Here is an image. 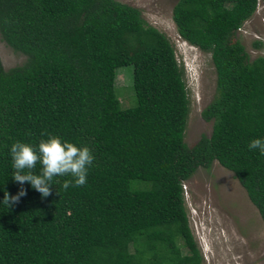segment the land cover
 Wrapping results in <instances>:
<instances>
[{"label": "trees", "instance_id": "16d2710c", "mask_svg": "<svg viewBox=\"0 0 264 264\" xmlns=\"http://www.w3.org/2000/svg\"><path fill=\"white\" fill-rule=\"evenodd\" d=\"M258 0H177L178 35L211 54L210 135L189 147L183 65L169 38L118 0H0V37L25 61L0 60V264H201L184 182L213 161L233 173L264 224V55L233 40ZM132 65L135 104L122 108L116 69ZM46 133L42 136L41 133ZM48 134L87 147V183L56 176L51 195H16L10 148ZM40 174L37 163L33 170ZM65 180L73 186L65 190ZM146 184V186H144ZM58 193V194H57Z\"/></svg>", "mask_w": 264, "mask_h": 264}, {"label": "rangeland", "instance_id": "374dc122", "mask_svg": "<svg viewBox=\"0 0 264 264\" xmlns=\"http://www.w3.org/2000/svg\"><path fill=\"white\" fill-rule=\"evenodd\" d=\"M136 7L147 24L171 41L175 57L183 65L189 111L184 141L192 147L201 135H210L212 121L202 116L216 92V73L211 54L182 39L172 19L177 0H118ZM235 33L252 60L264 55V0ZM26 56L14 51L0 37L4 69L21 65ZM115 91L122 108L135 104L132 65L116 69ZM146 186V184L144 185ZM184 204L190 229L202 257L201 264H264V224L257 209L233 173L217 161L198 167L184 182Z\"/></svg>", "mask_w": 264, "mask_h": 264}, {"label": "clouds", "instance_id": "9594fccd", "mask_svg": "<svg viewBox=\"0 0 264 264\" xmlns=\"http://www.w3.org/2000/svg\"><path fill=\"white\" fill-rule=\"evenodd\" d=\"M42 136L46 133H41ZM248 148L259 150L264 155V140L253 139ZM12 179L21 185L16 195L5 191L3 204L9 209L20 202L25 196V183L41 194V198L51 195L52 181L56 176H71L74 186L81 187L87 183L88 167L92 164L94 156L87 147H78L74 143L62 141L58 136L48 134V139L40 140L38 148L23 142H15L10 148ZM39 163L42 166L40 174H35L34 169ZM73 186L72 180H65L62 187L67 190ZM58 194V193H57Z\"/></svg>", "mask_w": 264, "mask_h": 264}]
</instances>
